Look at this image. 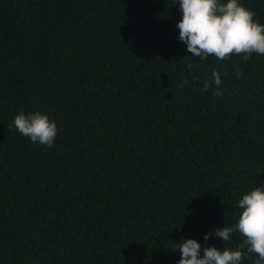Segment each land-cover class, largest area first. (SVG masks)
<instances>
[{"label":"trees","instance_id":"trees-1","mask_svg":"<svg viewBox=\"0 0 264 264\" xmlns=\"http://www.w3.org/2000/svg\"><path fill=\"white\" fill-rule=\"evenodd\" d=\"M241 3L264 23V0ZM181 15L175 0H0V264H177L183 239L241 243L204 236L264 185V56L192 57ZM214 70L223 96L204 90ZM22 110L56 122L51 148L10 127Z\"/></svg>","mask_w":264,"mask_h":264},{"label":"clouds","instance_id":"clouds-1","mask_svg":"<svg viewBox=\"0 0 264 264\" xmlns=\"http://www.w3.org/2000/svg\"><path fill=\"white\" fill-rule=\"evenodd\" d=\"M182 14L176 27L179 41L183 42L192 57L206 60L232 61L240 57L247 62L253 54L264 56V23L256 19V12L241 0H175ZM191 68V65H189ZM237 78L242 71L237 67ZM216 86L214 96H223L222 79L214 70L211 79L204 81V90ZM22 136L34 144L51 148L58 134V126L48 115L40 112L14 117L12 125ZM238 221L235 225L216 228L205 234L204 241L215 236L223 243L239 234L241 243L236 248L202 246L196 239H183L178 243L180 259L177 264H242L245 256L255 254V264H264V185L255 186L238 201ZM203 253V254H201Z\"/></svg>","mask_w":264,"mask_h":264}]
</instances>
